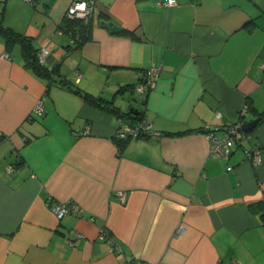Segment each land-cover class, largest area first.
Returning <instances> with one entry per match:
<instances>
[{
  "label": "crops",
  "instance_id": "obj_1",
  "mask_svg": "<svg viewBox=\"0 0 264 264\" xmlns=\"http://www.w3.org/2000/svg\"><path fill=\"white\" fill-rule=\"evenodd\" d=\"M71 1L0 0V21L58 71L48 84L0 38V264H264V0H94L89 37L66 49ZM58 81L138 111L151 132L119 149L123 119ZM237 123L239 144L211 156L205 127ZM69 200L83 217L51 211Z\"/></svg>",
  "mask_w": 264,
  "mask_h": 264
},
{
  "label": "built area",
  "instance_id": "obj_2",
  "mask_svg": "<svg viewBox=\"0 0 264 264\" xmlns=\"http://www.w3.org/2000/svg\"><path fill=\"white\" fill-rule=\"evenodd\" d=\"M26 1L32 2L33 0ZM160 3L165 6H171L176 3V0H161ZM94 6V0H72L65 14L69 18H81L85 21H88V19L93 15ZM47 53L48 49H46L45 47H42L37 51V59L41 64H45V56ZM4 56L8 57L7 54H4ZM262 66H264V63H262ZM158 73L159 67L155 66H152L145 71L143 76L144 81L137 85V89L140 93H145L148 89L154 86ZM242 111L245 112L246 108H243ZM43 112V98H39L33 107L32 114L36 116H41ZM240 126L241 125L239 123L233 125H225L222 127H210L209 125H207L205 129L207 132V136L210 140L209 154L213 157H228L231 154L232 148L239 144V140L243 136V133L239 131ZM220 129L222 130V134L218 136L215 134V131ZM115 131L118 137H125V135L127 134L131 135L132 137H138V135H141L142 133L151 132V126L145 119L139 121L138 123H133L130 119H123L119 123ZM75 134H79V132H75ZM2 136L3 135L0 132V138ZM245 152L248 160L252 164L261 163L262 155L259 148L252 147L250 149H246ZM14 170L15 167L13 165H8L6 167L7 174H10ZM120 199H124L123 193H120ZM50 209L57 218H61L67 214H73L78 217H83L82 209L76 202L72 200L65 202H57L53 204ZM89 218L92 220L91 217ZM101 235L107 238L111 247H115V243L112 241L109 231L107 229H102ZM82 237L83 235L81 233H75L74 237L68 240V244L73 245L77 240L81 239ZM232 264L238 263L233 262Z\"/></svg>",
  "mask_w": 264,
  "mask_h": 264
},
{
  "label": "trees",
  "instance_id": "obj_3",
  "mask_svg": "<svg viewBox=\"0 0 264 264\" xmlns=\"http://www.w3.org/2000/svg\"><path fill=\"white\" fill-rule=\"evenodd\" d=\"M91 17L88 19V21H85L81 18H69L65 14L60 23L57 25V27L68 36V38L71 40L70 43L73 44V46L67 45L66 49H73L79 47L89 37L88 33ZM0 38L4 41L5 47L7 49H11L13 46H17L19 48V54L23 60L24 66L29 68L38 77L45 79L48 84L56 82L57 79L55 76L58 72L56 66H48L46 64H41L38 61V50L34 48L32 44V39L30 37L14 31L10 27L6 26L2 21H0ZM58 82L62 85L67 86L73 92L79 94L87 103L106 108L124 120L130 119L133 123H138L139 121L144 120L142 114L138 111L137 113L133 112L134 110L121 112L118 107L109 105L107 104V102L103 103L102 97L82 92L77 87H72L71 85L65 82ZM29 116L33 117L36 115L30 113ZM149 133L150 132H145L138 136L148 135ZM131 138L133 137L128 134L125 135V137H118L116 131L113 135V140L115 141L119 149H122Z\"/></svg>",
  "mask_w": 264,
  "mask_h": 264
},
{
  "label": "water",
  "instance_id": "obj_4",
  "mask_svg": "<svg viewBox=\"0 0 264 264\" xmlns=\"http://www.w3.org/2000/svg\"><path fill=\"white\" fill-rule=\"evenodd\" d=\"M100 24L105 26V27H108L112 32L119 30V26L116 25L115 23H113L112 21L100 20ZM130 111H132V110H130ZM133 112L137 113V111H133ZM256 122H257V119L254 121H251V122H246V123H244V125L242 127H243V129L252 127Z\"/></svg>",
  "mask_w": 264,
  "mask_h": 264
},
{
  "label": "rangeland",
  "instance_id": "obj_5",
  "mask_svg": "<svg viewBox=\"0 0 264 264\" xmlns=\"http://www.w3.org/2000/svg\"><path fill=\"white\" fill-rule=\"evenodd\" d=\"M137 95H138V94H137V93H135V96H134V98H135L136 100H138V98H137ZM127 96H128V97H130V96H131V92H128Z\"/></svg>",
  "mask_w": 264,
  "mask_h": 264
}]
</instances>
